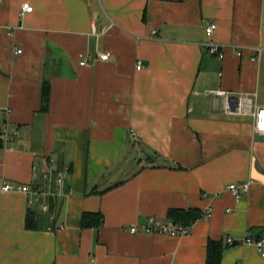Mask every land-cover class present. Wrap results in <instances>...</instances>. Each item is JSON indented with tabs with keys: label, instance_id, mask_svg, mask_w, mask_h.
I'll return each instance as SVG.
<instances>
[{
	"label": "crops",
	"instance_id": "1",
	"mask_svg": "<svg viewBox=\"0 0 264 264\" xmlns=\"http://www.w3.org/2000/svg\"><path fill=\"white\" fill-rule=\"evenodd\" d=\"M241 94L264 106V0H0V264H206L210 238L221 264H264L244 242L264 229V135ZM186 210L187 235L130 230Z\"/></svg>",
	"mask_w": 264,
	"mask_h": 264
},
{
	"label": "built area",
	"instance_id": "2",
	"mask_svg": "<svg viewBox=\"0 0 264 264\" xmlns=\"http://www.w3.org/2000/svg\"><path fill=\"white\" fill-rule=\"evenodd\" d=\"M33 5L26 2L22 5V11L23 12H31L33 11ZM217 28V24L215 22H210L206 27V32L209 36H212ZM258 52L255 57H258L261 54L262 48L257 47ZM208 49L211 54L214 55H222V45L215 41H210L208 43ZM17 52H21V49H19ZM99 57L103 60H106L110 57L109 52H98ZM86 60L81 61V64H86ZM143 67V61L139 60L137 64V69H141ZM216 96H219L223 100V105L225 109L228 111L230 110L229 101H230V93L226 90L219 89L215 92ZM235 113L239 114H251L254 117V130L255 132L264 135V106L261 105H254L252 99L246 95L241 94L239 98L238 105L235 110H233ZM5 136L10 137V133L5 131ZM63 175L62 173L59 174L58 180L62 181ZM251 185V181L244 182L242 184L238 183H231L228 188L231 190L233 195L237 198H240L242 192L248 191ZM3 189L6 191L9 190H21L24 192L31 191V187L28 185H15V184H5L3 186ZM46 208V206H45ZM212 214L211 208H208L204 212V216L206 218L210 217ZM130 230L133 233H138L140 231H143L145 233H159V234H167L171 236H178V235H187L191 233V225L183 224L181 222H178L172 218H166L161 219L159 217L152 216L148 219V221L142 225L139 226L137 224H132L130 226ZM230 243L233 242L232 239L229 240ZM244 242L247 244H255L259 249H263L264 247V238L256 239L252 233V231H247ZM264 253V252H263ZM173 264H180V263H173Z\"/></svg>",
	"mask_w": 264,
	"mask_h": 264
},
{
	"label": "trees",
	"instance_id": "3",
	"mask_svg": "<svg viewBox=\"0 0 264 264\" xmlns=\"http://www.w3.org/2000/svg\"><path fill=\"white\" fill-rule=\"evenodd\" d=\"M50 101V82L48 80L44 81L43 88H42V106L41 111H45L48 108V103ZM4 146V133L0 132V147ZM192 211H185L180 212L182 214H177L178 217L173 218L176 221H179L183 224L190 223L195 218L196 214L191 213ZM87 215H85L86 217ZM85 224H88V222L85 219ZM30 226V225H29ZM252 231L254 237L256 239L264 238V229L259 234H255L253 229H250ZM225 248V243L222 239H214L210 238L207 242V258H206V264H221L222 257H223V250Z\"/></svg>",
	"mask_w": 264,
	"mask_h": 264
},
{
	"label": "water",
	"instance_id": "4",
	"mask_svg": "<svg viewBox=\"0 0 264 264\" xmlns=\"http://www.w3.org/2000/svg\"><path fill=\"white\" fill-rule=\"evenodd\" d=\"M234 244V243H233Z\"/></svg>",
	"mask_w": 264,
	"mask_h": 264
}]
</instances>
